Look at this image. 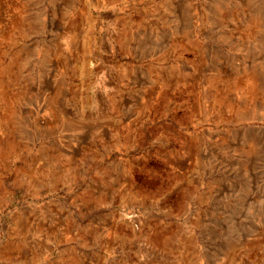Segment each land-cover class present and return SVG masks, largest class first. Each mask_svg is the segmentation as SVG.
Returning a JSON list of instances; mask_svg holds the SVG:
<instances>
[{
  "label": "rangeland",
  "instance_id": "rangeland-1",
  "mask_svg": "<svg viewBox=\"0 0 264 264\" xmlns=\"http://www.w3.org/2000/svg\"><path fill=\"white\" fill-rule=\"evenodd\" d=\"M0 264H264V0H0Z\"/></svg>",
  "mask_w": 264,
  "mask_h": 264
},
{
  "label": "bare ground",
  "instance_id": "bare-ground-1",
  "mask_svg": "<svg viewBox=\"0 0 264 264\" xmlns=\"http://www.w3.org/2000/svg\"><path fill=\"white\" fill-rule=\"evenodd\" d=\"M126 44V43H125ZM128 44V43H127Z\"/></svg>",
  "mask_w": 264,
  "mask_h": 264
}]
</instances>
